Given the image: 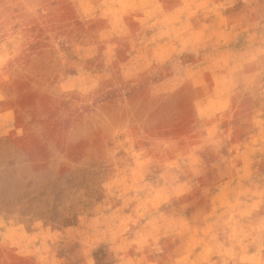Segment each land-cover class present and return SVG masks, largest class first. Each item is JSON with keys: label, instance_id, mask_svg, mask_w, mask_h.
Listing matches in <instances>:
<instances>
[{"label": "rangeland", "instance_id": "1", "mask_svg": "<svg viewBox=\"0 0 264 264\" xmlns=\"http://www.w3.org/2000/svg\"><path fill=\"white\" fill-rule=\"evenodd\" d=\"M0 264H264V0H0Z\"/></svg>", "mask_w": 264, "mask_h": 264}, {"label": "crops", "instance_id": "2", "mask_svg": "<svg viewBox=\"0 0 264 264\" xmlns=\"http://www.w3.org/2000/svg\"><path fill=\"white\" fill-rule=\"evenodd\" d=\"M88 1H90V0H88ZM104 2V1H103ZM44 237H46L45 235H43ZM47 242V240H43V243H46ZM49 245V244H48ZM38 245L37 244H35L34 245V248H33V250H32V253L33 254H36L37 253V251H39V248L37 247ZM48 247H50V248H52V250H53V248H55L56 246H55V244H50V246H48ZM52 252V251H51ZM53 256H54V254H53Z\"/></svg>", "mask_w": 264, "mask_h": 264}]
</instances>
